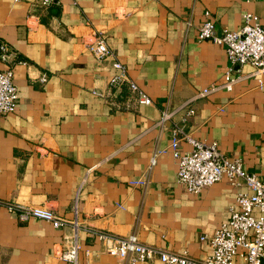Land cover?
<instances>
[{
	"label": "crops",
	"instance_id": "crops-1",
	"mask_svg": "<svg viewBox=\"0 0 264 264\" xmlns=\"http://www.w3.org/2000/svg\"><path fill=\"white\" fill-rule=\"evenodd\" d=\"M245 12L264 24V0H63L50 7L0 0V49L12 54L0 69L13 68L18 91L15 111L0 116V202L76 219L78 264H128L84 228L136 234L144 244L197 260L210 256L201 238L229 220L247 189L223 178L188 193L171 152L173 122L157 123L164 110L193 100L196 114L174 120L264 180V76L247 65L232 91L196 98L222 84L230 66L224 46L198 38L206 13L222 33L239 31ZM97 37L151 105H137L127 85L110 87L112 60L89 49ZM191 148L181 142L182 151ZM157 151L164 152L149 173ZM142 179L146 186L131 185ZM71 234L69 226L22 222L0 206V264H69L59 255Z\"/></svg>",
	"mask_w": 264,
	"mask_h": 264
},
{
	"label": "built area",
	"instance_id": "built-area-1",
	"mask_svg": "<svg viewBox=\"0 0 264 264\" xmlns=\"http://www.w3.org/2000/svg\"><path fill=\"white\" fill-rule=\"evenodd\" d=\"M62 1L41 0V4L50 7ZM205 17V22L199 28V40L212 41L216 45L224 46L230 66L222 84L204 88L198 92L196 98H207L219 90L232 91L243 79L242 68L247 65L254 68V76H264V24L261 18L254 13L245 12L242 15L243 24L239 31L223 30L219 33L210 14L206 13ZM89 49L100 59L112 60L115 74L109 82L111 88L127 85L137 105L153 103L151 97L137 83L129 79L127 68L117 59L103 37L95 38ZM11 55L6 46L1 47V61L7 63ZM260 82L263 83L262 80ZM192 101L182 104L173 111L164 110L157 123L158 126H164L173 122V141L170 147L178 167V183L191 194H199L223 178H227L233 186H244L247 189V192L239 194L236 204L230 209L229 220L213 235H204L201 238L210 245L212 254L204 260H197L186 252L176 253L144 244L136 234L114 236L102 230L92 228H84V230L106 245L107 252L126 260L128 264L154 261H159L160 264H264V180L249 174L241 160L221 154L217 142L207 143L195 139L174 120L178 114H183L181 120L183 123L196 114L195 108L191 106ZM17 102L18 91L14 83L13 68L0 69V116L12 114ZM182 141L189 143L191 150L182 151ZM163 152L157 151L153 154L149 173L157 165L158 158ZM131 185L143 187L147 185V181L142 179L131 182ZM0 206L16 214L22 222L36 219L48 222L54 228L69 226L72 234L66 238L59 260L78 264L80 227L76 219L68 221L50 209L37 206H23L13 202H0Z\"/></svg>",
	"mask_w": 264,
	"mask_h": 264
}]
</instances>
